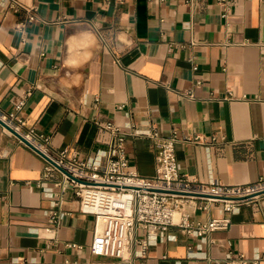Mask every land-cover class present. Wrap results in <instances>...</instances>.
<instances>
[{"label": "crops", "instance_id": "obj_1", "mask_svg": "<svg viewBox=\"0 0 264 264\" xmlns=\"http://www.w3.org/2000/svg\"><path fill=\"white\" fill-rule=\"evenodd\" d=\"M0 0V112L49 137L56 157L102 164L125 137L129 169L154 173L157 130L174 134L178 171L189 179L245 184L264 176V0ZM24 23L17 27L16 23ZM189 91L191 96L183 94ZM199 133L204 142L182 140ZM59 169L22 146L0 123V264H264V197L225 214L205 235L135 230L127 262L91 255L94 214L82 211ZM55 222L50 221L51 214ZM75 243L80 248L69 247ZM235 264H240L236 262Z\"/></svg>", "mask_w": 264, "mask_h": 264}, {"label": "built area", "instance_id": "obj_2", "mask_svg": "<svg viewBox=\"0 0 264 264\" xmlns=\"http://www.w3.org/2000/svg\"><path fill=\"white\" fill-rule=\"evenodd\" d=\"M186 1L193 5L201 0ZM214 1L225 15L232 0ZM116 2L122 3L123 0ZM8 3L14 11L23 8L17 0H8ZM16 26L23 27L24 23H16ZM28 94L29 90L23 92L14 111L0 112V121L12 129L13 132L8 130L22 146L41 157L49 167L59 169L80 209L94 214L99 227H96L89 246L94 257L124 262L131 242L140 246V255L144 254L147 241L135 238L134 232L138 228L157 234L175 226L190 235H205L224 229L229 224L226 216L204 220L196 218L195 212L206 213L211 207L219 206L229 214L241 204L264 197V176L245 184H223L216 180L202 182L189 179L180 174L174 150L177 138L174 134L162 136L154 129L147 133L154 146V173L149 177L139 175L129 169L125 153V137L136 134L134 124L124 130L111 121L98 123L99 128L112 137L101 165L70 157L65 150L59 151L55 157L47 135L32 127L22 128L16 111ZM183 94L191 96L189 91ZM181 139L198 143L205 141L204 135L199 133L183 135ZM54 214L52 212L51 222L56 220ZM67 246L81 247L75 243H67ZM236 262L246 264V259L239 255L238 259L228 261L229 264Z\"/></svg>", "mask_w": 264, "mask_h": 264}, {"label": "water", "instance_id": "obj_3", "mask_svg": "<svg viewBox=\"0 0 264 264\" xmlns=\"http://www.w3.org/2000/svg\"><path fill=\"white\" fill-rule=\"evenodd\" d=\"M0 123L5 126L7 129H9L10 131H12V129L10 127H8L7 125H5L2 121H0ZM13 132V131H12ZM52 164L55 165V163L53 161H50Z\"/></svg>", "mask_w": 264, "mask_h": 264}]
</instances>
